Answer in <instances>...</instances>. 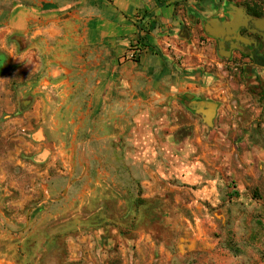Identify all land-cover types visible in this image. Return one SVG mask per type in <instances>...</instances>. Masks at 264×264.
I'll use <instances>...</instances> for the list:
<instances>
[{
    "label": "crops",
    "instance_id": "obj_1",
    "mask_svg": "<svg viewBox=\"0 0 264 264\" xmlns=\"http://www.w3.org/2000/svg\"><path fill=\"white\" fill-rule=\"evenodd\" d=\"M170 2L23 0L0 10V52H5L0 55V139L23 143L17 162H12L14 156L0 157V190L24 192L22 199L9 202L21 208L40 198L30 217V212L22 218L5 217L3 238L34 237L39 213L56 220L75 203H100L86 221L87 233L75 226L76 217H70L74 227L40 237L43 250L60 238L67 241L70 259L88 253L94 258L87 264H109L106 251L113 245L109 230L114 226L111 230L120 240L118 254L137 262L144 249L167 253L169 241L157 246L153 235L139 230V225L131 231V239L126 238L122 225L127 215L106 218V203H140L142 196L151 200L173 192L174 203L195 207L190 219L200 225L213 219L208 206L236 203L238 191L242 196L248 186L264 178L263 168L255 171L254 164L257 155L261 165L264 158V93L257 85L256 90L250 86L258 84V74L242 73L245 82L239 84L235 72L205 71L200 65L205 58L195 45L190 53L194 59L177 61L164 46L169 37L165 29L180 25L171 19ZM141 18L148 19L152 32L140 26ZM135 39H142L145 47L134 60L128 53ZM172 47L183 55L191 49ZM8 59L19 64L14 72L34 66L37 79L14 84L16 75L2 73ZM98 127L102 132L97 137L92 132ZM79 128L84 129L83 137ZM109 129L117 134L106 133ZM115 136V153L110 155V139ZM95 143L102 145L99 151ZM50 144L58 146L56 153L47 150ZM67 144L72 148L66 149ZM80 144L85 152L78 154ZM22 151L34 153L36 165L22 162L18 158ZM109 158L116 161L112 167ZM4 160L15 167L13 173L2 166ZM78 160L85 161L81 172ZM128 160L133 163L130 169ZM142 162L140 170L136 166ZM55 168L58 179L49 183ZM234 179L237 184L231 185ZM129 192L133 195L127 200ZM98 212L99 220L93 216ZM82 223L80 219L78 225ZM194 234L189 250L198 246V240L210 246L209 234ZM1 264L20 263L6 258Z\"/></svg>",
    "mask_w": 264,
    "mask_h": 264
},
{
    "label": "rangeland",
    "instance_id": "obj_2",
    "mask_svg": "<svg viewBox=\"0 0 264 264\" xmlns=\"http://www.w3.org/2000/svg\"><path fill=\"white\" fill-rule=\"evenodd\" d=\"M23 0H0V10L9 8L12 4L20 3ZM171 4H174V15L171 17L173 21H180V25H172L167 30V35L169 36L165 42L164 46L168 51H171L176 57L177 61H181L186 56H191V59H194L193 47L198 46V48L203 53L205 62L200 63V65L205 69V71H210L211 73L219 71L222 69L228 74L231 71L235 72V76L239 84L245 82L242 78V73H255L258 74L256 82L258 84L250 85L252 89H255V86L260 88L264 93V62L262 61H248L247 57H241V53L245 51L243 46L231 47L227 49L222 43H219L213 35L209 34L206 29V23L209 22L215 26L222 27L224 23L235 20L239 24L238 28H242V24L245 21V17L251 15L246 13V8L253 6L258 9L264 10V0H170ZM5 2H10L11 4H5ZM158 3L162 5L164 0H158ZM181 10V11H180ZM253 18V17H252ZM145 19V18H144ZM141 18V25L145 27V31L152 32V27L150 23L142 22L144 20ZM144 29V28H143ZM155 31V29H153ZM228 29H226L227 31ZM177 35H173L177 33ZM237 31V30H236ZM230 34V33H228ZM226 34V35H228ZM166 35V34H165ZM225 36V34H224ZM183 40V42H182ZM14 39L11 40L14 43ZM142 39H135L134 43L130 46V51L128 57L130 59H137L138 55L143 51ZM172 46H180L191 48L188 54L182 52H176L175 48ZM155 52H159V48H154ZM182 50V48H181ZM187 50V49H186ZM188 51V50H187ZM191 53V54H190ZM5 54L4 51L0 52V55ZM190 54V55H189ZM247 56V55H246ZM188 58V57H187ZM4 60H7L6 58ZM9 60V59H8ZM7 67L2 71V73L7 72L10 75H16L12 77L14 84L21 79L34 82L37 79L38 72L36 69L30 67L29 69L25 68L24 70H18L14 72L19 64L12 63L9 61L6 62ZM14 73V74H13ZM248 75V74H247ZM260 77V78H259ZM16 78V79H15ZM247 80H250L249 78ZM256 90V89H255ZM52 115V113H51ZM52 120L49 122L50 126ZM97 132H92L93 135L99 136L102 132L100 127L96 128ZM68 130V129H67ZM129 129H127L128 131ZM80 136H84V129L79 128L78 132ZM47 132L50 137H53L55 133L51 128L47 127ZM51 132L53 134H51ZM104 132V131H103ZM113 132V133H112ZM67 133V132H66ZM110 135H116V130L109 129L108 132ZM67 135V134H66ZM97 136V137H98ZM111 141H114L115 144H111ZM116 141L118 137L110 139V148L109 154L113 155L115 153L114 147L116 146ZM23 145L19 140H4L0 139V157L7 159L9 156H14L12 160L13 163L17 162V152L18 148ZM64 146V145H62ZM80 146V147H79ZM77 148L79 152H85L84 145L80 144ZM102 145L96 144L95 147L98 151ZM66 149L69 147L72 148V144H67L64 146ZM131 148V147H128ZM247 148V147H246ZM245 148V149H246ZM247 151H252L253 149L248 147ZM51 152H57L58 146L53 144L48 145L47 150ZM69 150L68 152H70ZM36 150L34 151V153ZM34 153L29 152L28 154L22 151L19 155V159L22 162L36 165L37 162L32 160ZM253 153L250 152L249 154ZM27 156V157H26ZM249 156V155H248ZM254 158V155H253ZM261 158V157H260ZM251 159V158H248ZM254 164H256L255 171L261 172V168L264 171V158L263 164L259 162V155L256 156ZM82 161V160H81ZM132 161V160H131ZM131 161L126 162V168H132L133 163ZM248 160H246L247 162ZM78 169L80 172L83 170L85 161L81 162L78 160ZM114 158L108 159L109 167L114 166ZM3 167L8 168L12 173L15 171L12 163L7 160H4L2 163ZM145 162L140 163L138 169L143 170ZM253 164V163H252ZM59 165H57L58 167ZM97 166V164H96ZM59 168V167H58ZM61 169L64 170V167L61 165ZM24 171L21 172V174ZM58 173V169H53L50 172L49 183H53L54 180H57L58 177H55ZM79 172V174H80ZM20 172L15 173L19 175ZM55 175V176H54ZM264 176V174L262 175ZM24 177L18 179L20 185H24ZM128 178V177H127ZM111 179V177H110ZM1 182V181H0ZM4 183V182H2ZM237 180H232L231 185H236ZM2 190V191H1ZM0 190V264L4 262V259L11 258L20 264H87L91 261L88 253L87 255H82L80 258L70 259L68 253L67 241L63 239H56L49 241L46 250H43L41 243L44 237L48 234L60 233L68 230L69 228L74 227L75 224H72L70 217H76L77 222L79 223L80 219L84 223L75 225L82 233H87L88 229L86 228V221L91 217L93 211H97L100 207V203H75L72 209L64 208V212L60 215L59 218L54 220L51 216L42 217L43 214L39 213L35 215L38 221L34 224L32 228V233L34 237H28L27 240L20 238H3L4 233V219L9 217H26V213L30 214L37 201H40V198L34 197L30 200L28 206L23 208L20 205H12L10 201H18L22 199L23 193L19 191H5L4 189ZM141 194H144V190L141 188ZM25 195V194H24ZM132 193H126L125 198L127 200L132 199ZM240 197V199H239ZM140 199V203H106L104 214L106 218H116L120 216L127 215V222L125 225H122V231H125L126 238L131 239V231L139 225V230H144L150 232L153 235V239L156 242V245H160L165 240H168L167 244V253H162L158 249L153 251V249H144L141 253L139 260L133 262L129 256H122L118 254V247L120 246V240L116 239V233L112 232V227H110V233H113L111 238L113 239V245L108 246L107 254L109 256L105 259V263L109 264H264V178L259 179L256 184H251L248 186L247 190L243 192L242 196L237 195V202L230 203L229 206H218L210 205L208 210L213 219L210 222L197 224L196 219L191 220L193 217L192 211L195 210V207H187L188 203H174V193L169 192L165 196H155L151 200H147L143 196ZM96 205V206H95ZM52 209V208H51ZM217 212V213H216ZM42 214V215H41ZM41 215V216H40ZM73 215V216H72ZM223 215L226 216L224 219ZM97 220L100 219L99 212L98 214L93 215ZM132 217V222L130 221ZM189 217V220L186 218ZM69 219V220H68ZM57 220H63L59 223ZM70 221V223H69ZM112 225V224H111ZM121 226V225H120ZM79 229V228H78ZM129 229V230H127ZM203 231V232H200ZM194 232L197 234H202L203 236L209 234L210 236V246H207L206 242L202 243L201 240H198V246L189 250L188 245H190L192 237L194 238ZM39 236V238L37 237ZM115 238V239H114ZM48 242V241H46ZM108 243V242H107ZM132 243V242H131ZM213 243V244H212ZM206 246V247H205ZM181 248V249H180ZM26 249V250H25ZM136 249L135 244H132L130 250L134 251ZM180 250L185 252L180 253ZM41 253L40 257L37 253ZM133 256V255H132ZM39 258V259H38ZM86 258V259H85ZM136 258V256H135ZM93 261V260H92Z\"/></svg>",
    "mask_w": 264,
    "mask_h": 264
},
{
    "label": "flooded vegetation",
    "instance_id": "obj_3",
    "mask_svg": "<svg viewBox=\"0 0 264 264\" xmlns=\"http://www.w3.org/2000/svg\"><path fill=\"white\" fill-rule=\"evenodd\" d=\"M246 13L253 18L264 19V10L253 6L246 8ZM249 16L245 17L242 28L237 31L217 39L219 43L229 49L231 47L243 46L245 51L241 53V57H247L248 61H262L264 62V25L257 27L248 20ZM247 55V56H246Z\"/></svg>",
    "mask_w": 264,
    "mask_h": 264
},
{
    "label": "water",
    "instance_id": "obj_4",
    "mask_svg": "<svg viewBox=\"0 0 264 264\" xmlns=\"http://www.w3.org/2000/svg\"><path fill=\"white\" fill-rule=\"evenodd\" d=\"M248 20L252 21V23L254 25H256L257 27H262V25H264V19H257V18L248 17ZM238 26H239V24H237L235 22V20H231L230 22L224 23V25H222V27H218V26H215V25L207 22L205 29L209 34L213 35L214 37L222 38L224 36V34L226 35L228 33L235 32L238 29ZM226 29H228V30L226 31Z\"/></svg>",
    "mask_w": 264,
    "mask_h": 264
}]
</instances>
